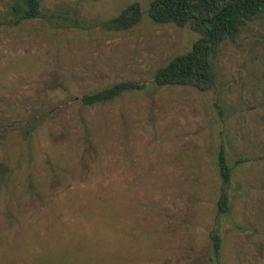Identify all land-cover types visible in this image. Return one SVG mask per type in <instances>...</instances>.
I'll list each match as a JSON object with an SVG mask.
<instances>
[{"label": "rangeland", "instance_id": "1", "mask_svg": "<svg viewBox=\"0 0 264 264\" xmlns=\"http://www.w3.org/2000/svg\"><path fill=\"white\" fill-rule=\"evenodd\" d=\"M0 0V264H264V17L213 59L214 83L157 86L199 39L151 0ZM140 23H103L131 3ZM143 85L93 107L81 97ZM233 178L217 217V153Z\"/></svg>", "mask_w": 264, "mask_h": 264}, {"label": "trees", "instance_id": "2", "mask_svg": "<svg viewBox=\"0 0 264 264\" xmlns=\"http://www.w3.org/2000/svg\"><path fill=\"white\" fill-rule=\"evenodd\" d=\"M11 13L18 21L39 17L38 0H16ZM147 18L157 25L173 24L184 28L187 24L200 34L191 49L171 59L159 68L153 81L157 86H193L206 90L214 83L213 59L219 46L232 42L250 22L264 17V0H151ZM142 17L141 6L134 2L125 7L118 16L103 23L104 28L124 33L137 26ZM144 88L135 82H120L111 88L81 97L84 106L93 107L110 102L128 91ZM218 187L217 217H226L231 211V188L233 170L228 164L224 148L217 153ZM211 264H221L220 235H210Z\"/></svg>", "mask_w": 264, "mask_h": 264}]
</instances>
